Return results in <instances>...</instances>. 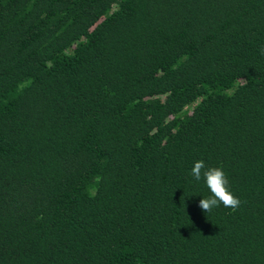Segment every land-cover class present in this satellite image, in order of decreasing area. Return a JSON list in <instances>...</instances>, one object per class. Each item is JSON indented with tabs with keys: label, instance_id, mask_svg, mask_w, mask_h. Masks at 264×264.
Instances as JSON below:
<instances>
[{
	"label": "trees",
	"instance_id": "16d2710c",
	"mask_svg": "<svg viewBox=\"0 0 264 264\" xmlns=\"http://www.w3.org/2000/svg\"><path fill=\"white\" fill-rule=\"evenodd\" d=\"M261 48L264 0H0V264H264Z\"/></svg>",
	"mask_w": 264,
	"mask_h": 264
},
{
	"label": "clouds",
	"instance_id": "9594fccd",
	"mask_svg": "<svg viewBox=\"0 0 264 264\" xmlns=\"http://www.w3.org/2000/svg\"><path fill=\"white\" fill-rule=\"evenodd\" d=\"M264 55V48H261ZM191 174L196 181H200L202 176L211 195L199 201V207L206 213L212 211L214 207L221 204L226 208L236 209L240 205V200L229 190V181L221 168H206L204 161H196L191 169Z\"/></svg>",
	"mask_w": 264,
	"mask_h": 264
}]
</instances>
